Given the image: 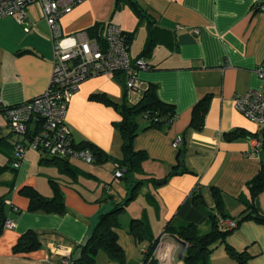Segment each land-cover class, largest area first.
<instances>
[{
    "label": "crops",
    "instance_id": "obj_1",
    "mask_svg": "<svg viewBox=\"0 0 264 264\" xmlns=\"http://www.w3.org/2000/svg\"><path fill=\"white\" fill-rule=\"evenodd\" d=\"M138 1L159 27L170 30L174 36V39L163 36L168 43H158L150 56L143 57L151 68L139 71L142 88L146 91L150 85H157L160 98L174 105L177 116L168 128L152 127L135 137L134 148L148 156L143 163L144 173L136 177H165L178 161L179 148L174 147L173 141L179 134L186 138L185 161L193 172L174 175L164 184L159 181L157 185L150 181L145 183L139 189V196L121 213V226L116 229L125 261L111 260L107 252L101 250L97 262L143 264L145 253L142 248L148 242L139 244L129 232V224L133 218L145 214L152 224L157 225L155 235L164 241H160L161 246L170 250V263L187 264L183 259L185 251L180 257L183 245L175 236L164 232L166 224L169 221L175 225L193 222L201 232L210 230L208 212H217L213 187L221 192L226 212L237 219L244 208L240 196H249L247 183L260 170L261 157L254 152V138L245 136L229 140L225 133L235 128H245L249 132L261 128L235 106V97L253 89L264 91V77L257 72L264 67V10L256 9L264 0ZM115 4L116 0H85L61 16L63 30L74 33L110 21L121 25L126 33L137 30L130 51L134 58H138L147 40V26L145 22H139V16L129 4L116 12ZM27 11L32 23L29 31L13 16L0 18V94L10 104L44 93L54 68L49 25L38 4L30 5ZM140 34V45L133 51ZM124 90V85L110 74L94 75L80 84L71 98L67 114V122L77 141H91L114 158H123V138L115 127V123L122 119L121 114L113 105L92 99L91 95L104 92L120 103ZM142 92L131 93L129 103L139 101ZM206 96H210V100L204 127L188 129L194 106ZM149 123L145 118L140 120L141 128ZM27 155L17 172L27 171L30 165ZM69 159L77 167L95 175L93 177L102 173V166H93L92 169H99L98 172L93 169V172L78 162L86 161L76 157ZM105 164L115 172V162ZM46 166L54 171L39 172L47 177V184L32 178L34 185H25L35 187L45 196H52L49 179H56L64 192L68 211L64 214L30 211L27 196L23 198L14 194L6 197V204H10L6 212L14 219L15 226L5 228L0 235V264H61L62 257L67 254L72 259L74 251L92 231L99 213L109 210L114 201L130 195L129 185L123 178L114 180L120 187L103 179L90 187H65L74 184L69 178L72 176L60 172L56 166ZM108 184L111 190L107 188ZM194 189L201 194L203 201L200 200V204L193 198ZM147 193L158 198L159 204H152ZM111 194H114L112 200H103ZM258 200L264 212V191ZM30 229L39 235L41 245L28 252H15L20 236ZM227 241L216 246L208 257V264H241L231 257L227 243L239 251L249 252L247 264H264L263 223L244 220L233 228Z\"/></svg>",
    "mask_w": 264,
    "mask_h": 264
},
{
    "label": "trees",
    "instance_id": "obj_2",
    "mask_svg": "<svg viewBox=\"0 0 264 264\" xmlns=\"http://www.w3.org/2000/svg\"><path fill=\"white\" fill-rule=\"evenodd\" d=\"M126 3L137 13L139 16V22H145L147 26V40L138 57L150 56L155 46L160 42L168 43V40L162 38L163 36H171V38L174 39L171 31L159 27L157 21L146 12L138 0H116L115 12L121 10ZM263 6L264 2L260 3L256 9L261 10ZM102 26L103 23H98L87 30L91 35H94L101 30ZM136 33L137 30L127 33L130 44L134 40ZM124 75V72H118L114 74V78H117V80L124 85ZM124 89V98L120 103L111 99V97L104 92H97L91 95L92 99L113 105L121 114L122 119L115 123V127L120 131L123 138V158H114L91 141H80L77 143V147H89L96 157L94 163L103 164L108 161H113L115 164L117 163L121 167H125L126 171L123 179L129 185L128 188L130 190V195L120 201H114L109 210L101 211L99 213L97 221L91 231L93 236L88 245L84 247L83 255L79 260V264H98L97 256L101 250L107 252L111 260L123 263L125 261V253L118 241L116 229L121 226V213L126 210L131 201L139 196L140 186H143L149 181L154 185H157L158 181L164 184L174 175L193 172V170L187 166L185 161L187 150L185 147L186 138L184 136V142L179 147L178 161L165 177L160 179L155 177L149 179L136 177L137 174L144 173L143 163L148 156L144 151L136 150L134 148L135 137L141 131L152 127L160 129L168 128L173 123L177 113L173 104L165 102L160 98L158 87L155 84L150 85L140 100L134 104L129 103L128 91L125 85ZM209 100L210 96H206L196 103L193 108V116L188 129H202L204 127L205 117L209 109ZM141 118L149 120V125L141 128ZM245 136L256 138L261 141V145L257 149V152L261 157V166L258 173L247 183L249 196H240L244 208L236 220L238 223H241L244 220L250 219L264 224V212L261 210L258 200L259 195L264 191V125L261 126L260 130L257 132H249L245 128H235L225 133V137L229 140ZM0 153H5L8 156L7 163L0 164V174L7 168L18 170L12 166V143L6 135L0 136ZM40 163L56 166L60 172L72 175L74 179H77L80 174L86 177L95 176L90 172L77 167L69 158L49 157L47 155L45 156V154H41ZM49 181L53 188L52 196H45L35 187L29 185L22 187L20 192L29 198L28 209L30 211L64 214L68 211L65 204L64 192L56 179L50 178ZM213 194L216 200L217 212H208L209 219L211 220L210 230L201 232L198 225L193 222L175 225L169 221L165 226L164 232L172 234L178 241L182 240L187 243L185 255L183 257L187 264H208V257L214 251L216 246L219 243L227 241L228 235L233 231V229L221 226V220L231 216L225 210L219 189L213 187ZM192 195L196 203L200 204V200L201 202L203 201V199H201V194L196 189L193 190ZM113 197L114 194L107 195L103 200H112ZM147 198L152 204H159L157 198L153 194L147 193ZM7 218L6 197L5 195H2L0 196V235L5 230L4 226ZM129 232L135 236L139 244L148 242V245L143 246L142 248L145 253L143 264H158V260L154 257V252L161 236L154 237L151 223L145 214L139 218H133L131 220L129 224ZM40 245L41 239L39 235L34 230L30 229L20 236L18 242L15 244L14 250L15 252H28ZM226 247L232 258H235L241 264H247L250 257L247 250L239 251L230 243H227Z\"/></svg>",
    "mask_w": 264,
    "mask_h": 264
},
{
    "label": "built area",
    "instance_id": "obj_3",
    "mask_svg": "<svg viewBox=\"0 0 264 264\" xmlns=\"http://www.w3.org/2000/svg\"><path fill=\"white\" fill-rule=\"evenodd\" d=\"M85 0H0V18L13 16L25 30L31 29L27 8L38 4L43 18L47 21L53 41L54 68L47 90L31 99L19 103H6L0 94V136L6 135L12 143L11 163L20 168L30 150H37L50 157H76L94 163L96 157L89 148L77 147L73 130L67 122L69 103L87 78L98 74L114 75L124 72V85L131 93L144 94L139 77L141 69L151 68L143 57L134 58L130 51L128 34L115 22L103 24L101 30L91 35L87 29L65 33L61 16ZM264 10V6L262 7ZM198 31V30H196ZM264 77V67L257 69ZM235 106L249 119L260 126L264 125V91L249 90L235 97ZM253 139V138H252ZM255 149L261 145L254 138ZM184 135L179 134L173 145L179 148ZM115 178H123L126 168L115 164ZM107 188L111 190V185ZM224 228H236L235 218L221 220ZM15 226L13 218L8 217L4 228ZM160 241L164 243L163 238ZM159 241L154 257L159 264H170V250ZM61 264H73L71 255H64Z\"/></svg>",
    "mask_w": 264,
    "mask_h": 264
},
{
    "label": "rangeland",
    "instance_id": "obj_4",
    "mask_svg": "<svg viewBox=\"0 0 264 264\" xmlns=\"http://www.w3.org/2000/svg\"><path fill=\"white\" fill-rule=\"evenodd\" d=\"M142 40V34H140V36L136 37V40L134 42V49L133 51L136 50L137 46L140 45V42ZM143 119V118H141ZM41 152L39 151H35V150H31L28 155H27V159H29L30 161V165L28 166V168L26 169V172L21 173V171L17 172V170L11 169V168H7L6 170H4L1 174H0V195L5 194V197H12L14 194L16 195H20L23 198H26V195L22 194L19 190V187H22L23 185L26 186L25 184H32L31 179L33 178H38L40 181H43L44 183H48V179L47 177L43 176L42 170L46 171V172H54L52 170V167L46 166L45 164H41L39 163L40 160V154ZM47 154H45L46 156ZM48 156V155H47ZM50 157V156H49ZM8 161V156L5 153H0V164H6ZM78 162L80 163V165L82 167H84V169H90L94 172L93 169H95L97 172L99 171L98 168H93V166H102L101 171L102 173L99 174V177H86L83 175H78V178L75 180L74 177H69L72 183H74L73 185H66L65 187H85V185H88L89 187L95 184H99L100 179L103 181H107V182H113V186L114 187H120L119 184L114 183V180H116L115 178V172L113 173L111 169L105 167L107 162L103 163V164H96V163H86L83 161L78 160ZM109 162V161H108ZM97 176V175H96ZM78 181V182H77ZM77 182V183H76ZM124 183H126L124 181ZM23 186V187H24ZM142 188V186L140 187V189ZM157 200H159L157 198ZM6 209L9 211L10 209V204H6ZM149 221L151 223V227H152V232L154 237L156 238L157 235H155V228H157L156 224H152L150 218ZM154 228V229H153ZM157 250V247L156 249ZM171 264V263H170Z\"/></svg>",
    "mask_w": 264,
    "mask_h": 264
},
{
    "label": "water",
    "instance_id": "obj_5",
    "mask_svg": "<svg viewBox=\"0 0 264 264\" xmlns=\"http://www.w3.org/2000/svg\"><path fill=\"white\" fill-rule=\"evenodd\" d=\"M92 236H93L92 232L88 233L84 237V239L82 240L80 246L74 251L73 256H72V260H73L74 264H79V260L81 259L82 255H83L84 247L88 245V243H89V241H90ZM179 242L183 245V248H182V251H181V254H180V257H182L183 256V252L186 249L187 243L185 241H182V240H180Z\"/></svg>",
    "mask_w": 264,
    "mask_h": 264
}]
</instances>
